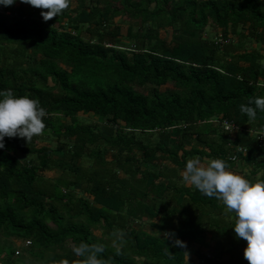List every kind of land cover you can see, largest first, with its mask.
Returning a JSON list of instances; mask_svg holds the SVG:
<instances>
[{
    "label": "trees",
    "instance_id": "obj_1",
    "mask_svg": "<svg viewBox=\"0 0 264 264\" xmlns=\"http://www.w3.org/2000/svg\"><path fill=\"white\" fill-rule=\"evenodd\" d=\"M17 2L0 5V91L47 116L0 149V235L42 264H82L81 242L106 264H249L235 212L182 173L222 158L264 180V112L240 111L264 96V49L245 46L264 45V0H72L47 21Z\"/></svg>",
    "mask_w": 264,
    "mask_h": 264
},
{
    "label": "clouds",
    "instance_id": "obj_2",
    "mask_svg": "<svg viewBox=\"0 0 264 264\" xmlns=\"http://www.w3.org/2000/svg\"><path fill=\"white\" fill-rule=\"evenodd\" d=\"M17 0H0V5L12 6ZM42 11L45 21L59 16L68 9L72 0H21ZM240 111L250 121H256L259 112H264V96L255 97L240 105ZM47 109L41 106L38 99L29 96H18L13 90L0 91V149L6 147L5 137L26 138L30 142L33 137L42 135L46 129L45 117ZM183 180L193 185L208 197L220 199L226 206L227 213L235 212V233L247 241L244 250L249 264H264V180L250 181L241 174L230 170L227 160L212 158L203 163L200 157L187 160L183 170ZM123 239V232L115 233ZM175 244L184 246L177 238ZM72 251L84 258L82 264H106L101 255L105 248L101 244L81 242L74 245ZM63 264H69L64 260Z\"/></svg>",
    "mask_w": 264,
    "mask_h": 264
},
{
    "label": "rangeland",
    "instance_id": "obj_3",
    "mask_svg": "<svg viewBox=\"0 0 264 264\" xmlns=\"http://www.w3.org/2000/svg\"><path fill=\"white\" fill-rule=\"evenodd\" d=\"M20 5V1L17 2V6ZM209 36L215 37L214 34H212L210 32ZM245 46L247 48V50L251 51L253 49L255 50H262L261 47H263L264 49V45H258L255 42H252L250 40H247L245 43ZM80 120L83 123H87V122H91L93 121L92 116H84V115H80ZM208 160L205 161V163H207ZM236 173V172H235ZM190 185V184H189ZM101 232L102 231H96L95 234L98 236H101ZM28 246L27 243L25 242H21V241H14L12 239H6L4 236L0 235V250L2 251H6L9 248H17L16 250L20 251L21 254L15 256V260L17 262V264H42L41 261L36 260L34 257H32L29 253H31L29 250H31L32 252L36 253L38 251L37 248H29V252H25L24 250L27 249L26 247ZM52 253L51 252H47L45 254V259H50L52 257ZM3 258L5 257V253L2 255ZM1 262V261H0Z\"/></svg>",
    "mask_w": 264,
    "mask_h": 264
},
{
    "label": "built area",
    "instance_id": "obj_4",
    "mask_svg": "<svg viewBox=\"0 0 264 264\" xmlns=\"http://www.w3.org/2000/svg\"><path fill=\"white\" fill-rule=\"evenodd\" d=\"M223 125H224V130H225V131H229V132H230V131H232V130L235 128L233 124H230V123H228V122H225ZM257 138H258V140L260 141V143H263V144H264V131H263V132H260V133L257 135ZM239 151H241V149H239ZM27 244L30 245V242H27ZM16 254L19 255L20 252L17 251Z\"/></svg>",
    "mask_w": 264,
    "mask_h": 264
}]
</instances>
